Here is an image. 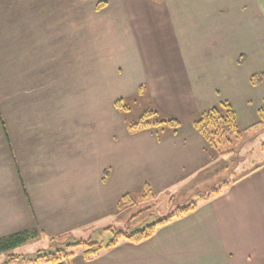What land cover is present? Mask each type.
I'll return each instance as SVG.
<instances>
[{
    "label": "crops",
    "instance_id": "obj_1",
    "mask_svg": "<svg viewBox=\"0 0 264 264\" xmlns=\"http://www.w3.org/2000/svg\"><path fill=\"white\" fill-rule=\"evenodd\" d=\"M50 1L48 13L42 14L40 6L46 8L40 0H0V238L37 230L40 234L21 248L49 241L44 243V249L9 264H42L29 260L40 254L70 250L79 243H69L55 251V238L93 224L101 216L100 209L114 212V202L120 210V193L107 202L111 206L101 199H107L110 184L122 187L115 173L118 164H88L86 158L78 156L76 142L83 138L80 135L76 141L64 142L65 147L56 148L62 144L59 140L55 144L53 124L55 100L60 94L54 83L55 34L51 29L63 15L56 16ZM143 1L157 4L163 0ZM249 1L254 2L258 23L254 52L240 54L237 66L245 68L252 57L258 62L249 72L248 83L263 101L256 108L259 117L264 106V82L252 87V78L264 74V0ZM198 77L169 79L165 87L182 85V89L175 87L184 94L190 92L195 104L191 115L223 100L234 107L238 105L232 93L209 86L205 82L208 79ZM256 125L264 123L259 119L246 129ZM91 129L96 134L102 127ZM179 132L174 140L156 141L144 149L143 164H152L148 167L153 174H147L149 181L159 191L173 187L199 190L197 196L225 183L231 185L219 197L161 228L145 242H122L91 260L83 249H72L75 255L63 264H264V166L252 172L258 165L248 175L231 180L225 173L224 158L194 126L187 123ZM114 140L111 138L115 145ZM170 165L174 166L172 172ZM87 180L94 183L88 185ZM127 180L133 177L127 175ZM89 199L90 203H86Z\"/></svg>",
    "mask_w": 264,
    "mask_h": 264
},
{
    "label": "rangeland",
    "instance_id": "obj_2",
    "mask_svg": "<svg viewBox=\"0 0 264 264\" xmlns=\"http://www.w3.org/2000/svg\"><path fill=\"white\" fill-rule=\"evenodd\" d=\"M40 2L46 8L41 5V13L47 14L48 0ZM50 4L55 7L56 16L63 15L51 29L55 34L54 83L56 93L60 94L55 100L53 124L55 144L58 140L62 144L56 148L65 147L64 142L76 141L80 135L83 138L76 142L78 156L86 158L88 164H118L115 173L122 184L120 188L110 184L107 199L98 196L108 205L120 193L119 211L115 202L111 204L114 212L100 209L101 216L93 224L55 238L52 249L89 239L107 244L114 238L109 227L142 230L166 218L177 207L199 201V190L173 187L159 191L147 176L153 175L148 168L152 164H143L144 149L149 144L174 140L185 124L194 126L200 114H190L194 104L190 92L184 94L175 87L182 89V85L165 88L169 79L199 76L208 79L205 82L209 86L223 88L236 98L238 105L231 104L238 113L241 138L218 150L206 141L224 158L225 173L231 180L264 163V125L246 129L261 118L260 110L259 117L256 116V108L263 103L261 95L251 91L248 83L249 72L258 62L252 57L245 68L237 66L240 54L254 52L258 24L254 2L163 0L149 4L143 0H51ZM120 99L123 109L114 106ZM152 111L179 119L182 125L175 132L168 127L129 131V123ZM95 126L102 129L93 134L91 128ZM173 167L169 166L171 172ZM127 175L133 180H127ZM167 176L171 177L168 169ZM87 181L88 185L94 183ZM48 242L28 245L14 254L30 257ZM6 260L7 255L0 256L1 263Z\"/></svg>",
    "mask_w": 264,
    "mask_h": 264
},
{
    "label": "trees",
    "instance_id": "obj_3",
    "mask_svg": "<svg viewBox=\"0 0 264 264\" xmlns=\"http://www.w3.org/2000/svg\"><path fill=\"white\" fill-rule=\"evenodd\" d=\"M264 82V75L255 76L252 78V85L259 86ZM123 100L120 99L115 102V107L123 109ZM128 111V108H125ZM261 123H264V108L260 110ZM182 125L179 119L165 118L157 111L146 112L132 123L128 124L129 131H143L148 129H166L168 127L174 132ZM194 126L197 131L206 139V141L215 150L223 146H229L234 139H240L242 132L240 130L236 110L229 101H221L218 105L201 112L194 120ZM227 154V153H226ZM264 166V163L256 167V171ZM249 172V173H252ZM248 175V173L246 174ZM239 180V179H238ZM236 180V181H238ZM235 181V182H236ZM231 183H225L221 186L212 189L206 194L198 195V202H190L187 205L177 207L169 216L158 221L157 223L142 229V230H117L110 228L114 234V238L109 243L95 242L92 240L82 241L78 244L71 246V249H83V254L87 259H95L107 251L116 248L122 242H131L139 244L154 237L157 232L173 223L175 220L182 219L197 211L201 205L212 201L214 198L219 197L224 189L229 187ZM148 191L151 190L149 187ZM40 232L37 230L23 231L11 234L9 236L0 238V256L5 254L8 256L9 264L15 260L22 259V255L14 254L15 251L33 241ZM75 254L74 252L66 253V251H56L55 253L40 254L29 262L42 263V264H63Z\"/></svg>",
    "mask_w": 264,
    "mask_h": 264
}]
</instances>
